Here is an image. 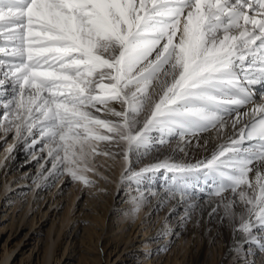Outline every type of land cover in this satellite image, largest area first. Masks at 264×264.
Here are the masks:
<instances>
[{"label": "snow or ice", "instance_id": "snow-or-ice-1", "mask_svg": "<svg viewBox=\"0 0 264 264\" xmlns=\"http://www.w3.org/2000/svg\"><path fill=\"white\" fill-rule=\"evenodd\" d=\"M0 110L2 139L43 143L49 174L87 187L97 155H122L123 179L131 154L216 131L225 142L206 161L131 172L133 211L155 195L141 179L164 171L161 203L179 196L189 220L203 176L222 218L264 250V0H0Z\"/></svg>", "mask_w": 264, "mask_h": 264}, {"label": "rangeland", "instance_id": "rangeland-1", "mask_svg": "<svg viewBox=\"0 0 264 264\" xmlns=\"http://www.w3.org/2000/svg\"><path fill=\"white\" fill-rule=\"evenodd\" d=\"M2 137L0 153L12 150L0 164V261L10 253L8 264H190L195 247L183 215L168 220L149 204L133 211L137 184L121 179L113 193L110 161L94 157L86 175L96 183L87 187L50 175L43 143ZM231 264L259 263L240 252Z\"/></svg>", "mask_w": 264, "mask_h": 264}, {"label": "bare ground", "instance_id": "bare-ground-1", "mask_svg": "<svg viewBox=\"0 0 264 264\" xmlns=\"http://www.w3.org/2000/svg\"><path fill=\"white\" fill-rule=\"evenodd\" d=\"M257 102H260L259 99H257ZM113 107H116L117 110L120 108L118 104H113ZM246 110L245 108L241 109L242 112ZM101 118H104L102 114ZM225 131L231 132L230 129H226ZM224 142L225 137H218L216 131L209 130L200 132L194 136L189 135L182 141L179 138H175L165 144H157L146 154L139 152L131 154V171L123 179L121 177L126 164L122 155L111 157L100 154L96 156V159L111 162V168L108 173L114 180V183L110 186L113 188V193H115L118 181L121 179L127 183L137 184L136 180L131 179V172L139 171L156 163L158 160L169 158L176 162L188 164L206 161L211 158L212 154L218 150L219 145ZM99 151L101 153L105 151L119 153L121 148L115 145H108L106 142H100ZM6 153V151L0 153V164L6 158ZM105 163L107 164L106 161ZM101 164L102 166L104 165L103 163ZM97 167L95 168L98 169ZM254 175V172L250 173V178L254 177ZM172 183L170 175L167 172L158 171L147 173L141 179L139 185L144 184V188L140 189L141 191L147 189L148 192L155 193V195L149 196L148 200L143 204L151 205L150 208H154L155 212L167 216L168 220L174 218V216H171L173 212L183 215L184 234L189 237L196 248H194V254L190 256V264H231L240 252L242 254L249 253L250 257H254L259 264H264V250L258 251V247H261L260 244L249 242L237 231L238 225H234L228 219L222 218L223 213L217 207L219 198L211 194L215 190V185L210 179L206 181L201 176L198 181L193 180L189 185L188 204L194 203L197 205L192 218L189 220L185 219L188 205L184 201H181L179 196L176 199H164L162 203L160 201V198L172 186ZM225 196H231V193H225ZM213 209H216V211L214 212ZM253 236L264 241V231L262 230H255ZM212 245H215V248H213L215 250H211ZM10 257V253H7L0 261V264H8Z\"/></svg>", "mask_w": 264, "mask_h": 264}]
</instances>
